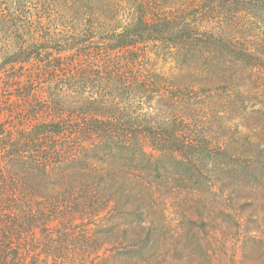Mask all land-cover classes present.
<instances>
[{
    "label": "trees",
    "instance_id": "trees-1",
    "mask_svg": "<svg viewBox=\"0 0 264 264\" xmlns=\"http://www.w3.org/2000/svg\"><path fill=\"white\" fill-rule=\"evenodd\" d=\"M248 11L261 17L264 0H0V88L11 89L0 104V264H236L237 248L252 254L242 209L256 196L238 198L261 177L264 150L246 140L252 154L232 153L205 133L216 91L232 117L257 116L249 124L264 138V108L248 107L229 71L264 75V40L239 34L235 14ZM166 57L178 78L151 68ZM202 193L223 203L227 230L191 209ZM124 212L133 224L147 215L148 227L109 239Z\"/></svg>",
    "mask_w": 264,
    "mask_h": 264
},
{
    "label": "rangeland",
    "instance_id": "rangeland-1",
    "mask_svg": "<svg viewBox=\"0 0 264 264\" xmlns=\"http://www.w3.org/2000/svg\"><path fill=\"white\" fill-rule=\"evenodd\" d=\"M169 7H176L179 4H163V6H168ZM261 11H258V13L248 11V14L244 13H236L235 17L240 18L239 19V25L241 26L239 34L244 36L246 40L249 41H254V46L258 45L256 43H260V41L264 40V13L260 17ZM259 46V45H258ZM177 65L175 61L171 58H164L163 60L161 59H156L155 62H153V65L151 68H155V71H158L160 74H163L167 78H170L172 76L177 77V73L179 70L177 69ZM230 75L232 76L235 86L234 89L241 95V99H246L245 102L248 105V107H260L264 108V75L262 77V74H256L253 73L250 77L247 69H238L237 71H232L229 69ZM233 72V73H232ZM176 73V74H175ZM175 74V75H174ZM260 77H258V76ZM189 78H192L191 75L187 74ZM184 81V80H183ZM54 81H51V85L53 84ZM178 82V81H177ZM182 82V81H181ZM186 82H190L187 80ZM215 83V82H214ZM254 83V84H253ZM7 85L5 84L4 87ZM60 88L67 90V87L64 83L60 84ZM11 90L9 88L4 89L0 88V104L1 106L5 103L6 97H7V92ZM63 90V91H64ZM7 91V92H6ZM14 93V90L12 89L11 95ZM66 92H61V95ZM252 94H258L256 98H251L250 96ZM10 95V96H11ZM13 97V96H11ZM223 96L216 93L214 91V94L212 96V110H208V125L209 127L205 130V133L209 136H211V141L212 142H218L222 141L223 145L225 146V143L227 144V149L234 153L236 152H241L239 151V148H242L241 145H243L242 152L245 154H249L253 152L254 147L256 145H250L249 142H257L258 147H262L264 150V138H263V132L255 128V124L250 123V120H255L257 116L251 117L250 119L246 117H241L239 113H235V116L232 117V115L228 112L227 113V107L222 105L220 102L223 100ZM211 103V102H210ZM223 103V102H222ZM238 101L235 102L237 104ZM232 108V106H231ZM205 110V113L207 112ZM140 112L143 113L145 110H141ZM219 112V113H218ZM232 117V118H231ZM47 121H53V119H56L57 117L54 115H45L42 116ZM236 127L240 133H231V128L235 129ZM204 133V134H205ZM229 136V137H228ZM249 142H247V141ZM226 141V142H224ZM245 141V142H244ZM226 149V146H225ZM255 156L257 155L256 152L253 153ZM262 158V156H261ZM256 160V159H254ZM257 161V160H256ZM253 164L250 162L248 165L250 166ZM256 165V163H254ZM229 165H222V167H227ZM253 170H255V173L257 175H260L259 179L256 181V185L254 186L253 183L251 182L250 178L245 179L244 183H242V190H241V195L239 196L238 200H242L245 196L248 198H252L253 196H256L255 201H253L252 205L245 206L244 209H242V218L244 219L243 221L246 224L245 231L243 233V236L247 235H254L253 238L251 236L247 237L248 243L246 244L247 250H251L252 254L248 256V254L243 258L241 255H244V250L241 248L236 249V254L235 258H237V263L236 264H245L244 262H248L249 264H253L258 260V262L264 260V165H261V167H254ZM218 176H221V180L225 175H222V173H219ZM224 194L222 197V200L225 196V193L228 192L227 189H224ZM249 194V195H248ZM206 193H202L200 195V200H193L192 203H190L191 209L193 211L195 210H200L204 215L202 216V220L204 221H209V219L216 220L214 223H220L221 228H225L227 230L228 226V221L224 219V216L218 213V208L223 205L221 201L219 202H214L212 199L207 201V198L203 199L205 197ZM182 197V196H181ZM210 198V196H209ZM213 201V203H212ZM132 207L130 206H125L124 208H131L135 207V203H133ZM193 207V208H192ZM225 207H228L225 205ZM128 210V211H129ZM133 219H135L132 214H127L124 212L123 215L118 216L116 218L113 227L114 231L111 232V238H117L121 237L123 240L126 242L131 239L137 231L140 230L141 228L146 229L149 225V218L146 216L143 217V219L139 220L140 224H133ZM221 219V220H220ZM247 222V223H246ZM219 224V225H220ZM131 227V228H130ZM228 236V235H226ZM240 244V243H237ZM249 252V251H248ZM253 257V258H250ZM256 260H249V259H254ZM176 260L174 259V261ZM247 263V264H248ZM153 264V261L151 262ZM166 264V262H165ZM264 264V263H262Z\"/></svg>",
    "mask_w": 264,
    "mask_h": 264
}]
</instances>
